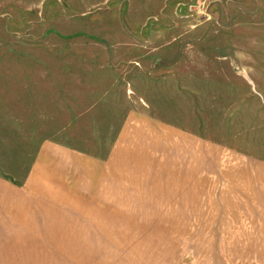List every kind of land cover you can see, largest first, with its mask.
<instances>
[{"label":"rangeland","instance_id":"374dc122","mask_svg":"<svg viewBox=\"0 0 264 264\" xmlns=\"http://www.w3.org/2000/svg\"><path fill=\"white\" fill-rule=\"evenodd\" d=\"M137 57L158 62V72L170 71L171 82L157 84L151 75L153 82H145L151 85L138 93L143 79L135 84L122 79L127 62ZM197 63L205 66L200 70L205 82L187 89L185 71ZM150 104L175 112L173 119L183 126L194 105L190 126L228 136L232 139L225 141L264 157V0H0L1 174L21 181L45 139L103 155L125 113L131 107L153 108ZM184 158L179 155L178 161ZM138 161L136 178L171 175L169 164H162L167 171L159 174L144 152ZM116 167L117 178L126 176ZM145 181L122 197L126 204L155 210L124 214L126 221L145 223L146 228L129 230L145 243L92 246L101 250L87 262L218 264L196 242L233 233L218 229L224 216L219 222L217 189L210 205L195 202L188 213L179 211L186 208L182 198L155 196L149 188L154 182ZM174 223L179 227L170 228ZM172 236L194 242L167 243ZM153 252L158 253L154 261H143L144 253Z\"/></svg>","mask_w":264,"mask_h":264},{"label":"crops","instance_id":"0c3cea01","mask_svg":"<svg viewBox=\"0 0 264 264\" xmlns=\"http://www.w3.org/2000/svg\"><path fill=\"white\" fill-rule=\"evenodd\" d=\"M137 59L127 62L122 79L128 84L143 79L138 93L151 85L145 83L153 82L151 75L157 84L159 80L171 82V72H158V62ZM195 66L185 71L187 89L205 82V73L200 71L204 64ZM138 98L149 107L146 98ZM151 106L131 107L125 113L116 140L103 155L45 139L21 181L0 173V264H89L87 259L91 255L96 259L97 249L101 250L92 246L144 244V238L139 237L143 242L135 240L129 230L146 228L145 223L126 221L124 214L155 210L126 204L122 198L131 188H140L144 180L148 185L154 182L149 188L155 196L182 198L186 208L179 211L188 213L194 212L195 202L210 205L217 189L218 221L224 219L218 229L225 227L233 233L198 238L204 256L218 264H264V157L225 141L232 139L228 136L217 138L199 126H190L194 105L187 108L185 126L173 119L175 112ZM196 125L203 124L197 121ZM142 152L159 166V174L166 169L162 164H169L171 175L158 178L152 169L156 178H136ZM183 154L184 160L178 161ZM118 165L127 172L121 179L115 172ZM83 182L88 183L83 186ZM115 196H121V202ZM168 239L169 244L194 242L187 236ZM144 255L143 261L155 257L154 261L158 253Z\"/></svg>","mask_w":264,"mask_h":264}]
</instances>
